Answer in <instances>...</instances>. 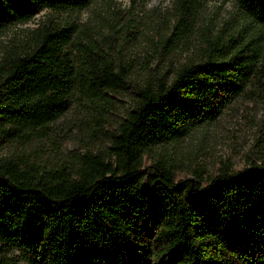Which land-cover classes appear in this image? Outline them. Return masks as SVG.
<instances>
[{
  "label": "trees",
  "instance_id": "trees-1",
  "mask_svg": "<svg viewBox=\"0 0 264 264\" xmlns=\"http://www.w3.org/2000/svg\"><path fill=\"white\" fill-rule=\"evenodd\" d=\"M93 1L0 0V31ZM234 1L264 28V0ZM76 42L72 25L49 19L2 59L0 149L41 137L79 97L110 104L126 88L111 59ZM253 84L264 86L261 38L232 35L140 88L116 131L104 132L106 152L50 169L2 158L0 264L14 250L28 264H264V159L223 165L206 180L179 177L161 157L147 163L155 148L216 121Z\"/></svg>",
  "mask_w": 264,
  "mask_h": 264
},
{
  "label": "rangeland",
  "instance_id": "rangeland-1",
  "mask_svg": "<svg viewBox=\"0 0 264 264\" xmlns=\"http://www.w3.org/2000/svg\"><path fill=\"white\" fill-rule=\"evenodd\" d=\"M52 19L75 30L76 46L93 47L126 75V88L111 94L110 104L75 99L72 107L30 142L8 143L0 161L20 155L46 169L74 164L76 154L106 152L104 132L116 127L133 109L140 88L161 76L172 77L182 65L203 60L219 43L254 34L264 45V28L234 0H94L83 10H43L32 21L0 31V62L14 45ZM75 49V48H73ZM161 157L179 177L203 180L230 164L239 170L264 159V86L253 84L233 100L218 119L195 128L185 139L157 147L149 162ZM10 264H28L22 252H8Z\"/></svg>",
  "mask_w": 264,
  "mask_h": 264
}]
</instances>
